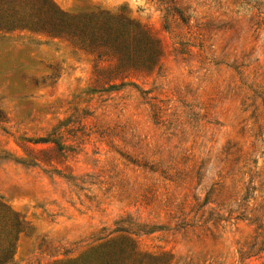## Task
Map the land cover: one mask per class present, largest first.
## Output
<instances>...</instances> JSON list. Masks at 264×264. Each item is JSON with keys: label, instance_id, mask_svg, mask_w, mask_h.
<instances>
[{"label": "rangeland", "instance_id": "obj_1", "mask_svg": "<svg viewBox=\"0 0 264 264\" xmlns=\"http://www.w3.org/2000/svg\"><path fill=\"white\" fill-rule=\"evenodd\" d=\"M50 1L148 29L162 54L152 69L124 68L0 25L9 264L123 238L134 264H264V0Z\"/></svg>", "mask_w": 264, "mask_h": 264}, {"label": "trees", "instance_id": "obj_2", "mask_svg": "<svg viewBox=\"0 0 264 264\" xmlns=\"http://www.w3.org/2000/svg\"><path fill=\"white\" fill-rule=\"evenodd\" d=\"M173 8L186 21L182 12ZM0 25L33 28L70 40L99 56L112 54L124 68L152 69L162 54L160 41L148 29L107 13L62 12L50 0H0ZM42 141L49 140L42 138ZM17 226L15 218L0 202V264L13 261ZM132 245L130 238H123L91 247L79 258L56 264H134L138 260L136 253H127L129 248L135 249Z\"/></svg>", "mask_w": 264, "mask_h": 264}]
</instances>
